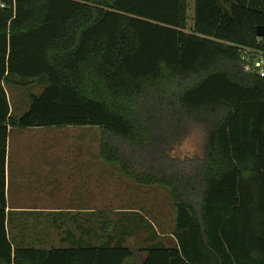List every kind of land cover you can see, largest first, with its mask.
<instances>
[{
    "label": "trees",
    "instance_id": "trees-1",
    "mask_svg": "<svg viewBox=\"0 0 264 264\" xmlns=\"http://www.w3.org/2000/svg\"><path fill=\"white\" fill-rule=\"evenodd\" d=\"M225 4L0 0V263L134 259L104 225L98 244L71 248H14L8 234L9 127L91 126L102 131L103 160L173 202L176 245L138 249L140 264H264V77L244 68V57L264 52V5ZM43 76L48 85L14 117L4 84ZM197 127L203 154L173 156Z\"/></svg>",
    "mask_w": 264,
    "mask_h": 264
},
{
    "label": "crops",
    "instance_id": "crops-1",
    "mask_svg": "<svg viewBox=\"0 0 264 264\" xmlns=\"http://www.w3.org/2000/svg\"><path fill=\"white\" fill-rule=\"evenodd\" d=\"M225 2L226 6L235 2L264 5V0ZM6 92L9 99L7 89ZM86 127L90 126L9 127L5 160L6 216L14 248L49 250L87 246L88 242L96 245L103 236V216L130 214V206L123 202L127 198L120 204L118 195L119 185L127 179L119 168H114V163L88 156L91 150L97 152L101 143L99 147L97 142L87 141V134L81 131ZM81 133L84 134L81 136ZM158 221L157 228L153 225L154 231L149 229V233L139 234L142 244L137 249L155 243L176 245L175 215L167 224L164 215L159 213ZM91 230L95 233L89 234ZM132 235L129 232L123 237L126 244H130Z\"/></svg>",
    "mask_w": 264,
    "mask_h": 264
},
{
    "label": "rangeland",
    "instance_id": "rangeland-1",
    "mask_svg": "<svg viewBox=\"0 0 264 264\" xmlns=\"http://www.w3.org/2000/svg\"><path fill=\"white\" fill-rule=\"evenodd\" d=\"M193 14L194 4L192 1H190V7L188 11L190 23L192 22ZM247 71L250 72L249 70ZM16 79L17 78H13L12 82H8L6 89L9 93V103L12 110V115L19 118L29 109L31 95L40 94L48 85V80L43 76L42 78L34 80L35 82L32 84L21 85L14 83ZM81 131H85L87 134L88 142H97V146L100 145L102 131L99 127L90 126ZM90 131L92 134L89 133ZM83 134L84 133H81L80 135L82 136ZM204 143L205 135L203 129L201 127L194 128L191 134L175 148L172 154L178 158L201 156L203 154ZM100 150L101 148L99 150L97 149V152H93L91 150L88 152V156L95 159H102ZM113 166L116 169L119 168L114 164ZM126 179L127 181L124 182L121 187L119 185L118 195L120 204L122 203L123 199L127 198V200H124L123 202L130 206V214L111 217L103 216L101 218L102 223L107 228L103 234L117 233L123 237L129 232L133 234L129 239V245L136 249L134 258L135 261H138L137 264H140L143 261L145 255L137 249L142 244L141 240L139 239V234L144 233V231L150 227L151 224L157 228V224L159 222V213L164 215V220L167 221L168 224L175 215V209L167 189L156 185L143 186L133 182L128 178ZM143 207L146 208L147 211L143 209ZM126 245L129 246L128 244ZM135 261L128 260L127 264Z\"/></svg>",
    "mask_w": 264,
    "mask_h": 264
},
{
    "label": "built area",
    "instance_id": "built-area-1",
    "mask_svg": "<svg viewBox=\"0 0 264 264\" xmlns=\"http://www.w3.org/2000/svg\"><path fill=\"white\" fill-rule=\"evenodd\" d=\"M15 1V0H13ZM1 7H5L4 3H1ZM252 58H254L252 60ZM245 69L250 72H255L264 77V52L255 53L249 57H244Z\"/></svg>",
    "mask_w": 264,
    "mask_h": 264
},
{
    "label": "water",
    "instance_id": "water-1",
    "mask_svg": "<svg viewBox=\"0 0 264 264\" xmlns=\"http://www.w3.org/2000/svg\"><path fill=\"white\" fill-rule=\"evenodd\" d=\"M257 36L259 38H264V25L258 26V28H257Z\"/></svg>",
    "mask_w": 264,
    "mask_h": 264
}]
</instances>
